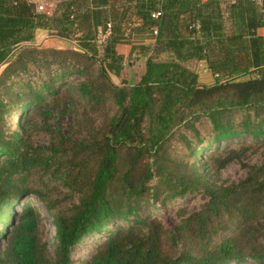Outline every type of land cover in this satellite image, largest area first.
<instances>
[{"label": "trees", "instance_id": "1", "mask_svg": "<svg viewBox=\"0 0 264 264\" xmlns=\"http://www.w3.org/2000/svg\"><path fill=\"white\" fill-rule=\"evenodd\" d=\"M151 26L138 81H114L117 45ZM259 27L250 0H60L50 14L0 0V264H264V159H241L264 150ZM39 28L74 46L35 43ZM231 161L237 181L222 177ZM187 193L199 207L167 228L155 208Z\"/></svg>", "mask_w": 264, "mask_h": 264}, {"label": "rangeland", "instance_id": "2", "mask_svg": "<svg viewBox=\"0 0 264 264\" xmlns=\"http://www.w3.org/2000/svg\"><path fill=\"white\" fill-rule=\"evenodd\" d=\"M41 11H45L43 8ZM153 37V35L150 33L148 29H136L132 32V36L130 37L135 47L129 48L127 47H120V51L126 50L124 53L126 55V60H124V66L121 72L120 78H112L114 81L118 82L119 79L126 80L130 83H135L138 81L140 75L143 72L144 69V60L147 56L148 51L144 50L141 51L137 45H146L151 46L152 42H150V39ZM142 43V44H141ZM44 47H47L45 45H42ZM129 51V52H128ZM129 64V65H128ZM195 69V66H193ZM197 70H199L197 66ZM203 73V72H202ZM34 73L31 72L30 76H33ZM23 114V111L19 113V116ZM13 119H15L16 114H14ZM64 123L68 121V117L64 116L63 118ZM44 139L43 133H37L36 134V140L42 141ZM172 148V147H171ZM176 151L177 149L172 148L169 150V153L172 155L173 159H176ZM208 151V150H206ZM242 161L244 163L254 164L259 163L264 159V150H258L256 152H247L244 153L241 157ZM246 170L241 167L239 161H231L229 162L226 167L222 170V177L228 180H234L237 181L240 178H242L245 175ZM202 198L199 193H187L183 198L179 199L178 201H174L172 203H166L165 205H160L158 208H155L163 223L166 225L167 228H171L174 224L177 223V218L175 216V210L177 207H183L186 211H190L193 209H197L199 207V204L201 203ZM38 207L42 209V206L38 204ZM42 215L45 220V224L48 229V236L53 235L54 229L51 226V223L49 221L48 215L45 212L44 209H42ZM102 238V236L100 237ZM94 238L88 237L86 240L82 243L77 244L72 249V259L73 261H77L80 257H85L90 251L94 243ZM241 264H255L253 260L248 259L244 261Z\"/></svg>", "mask_w": 264, "mask_h": 264}, {"label": "crops", "instance_id": "3", "mask_svg": "<svg viewBox=\"0 0 264 264\" xmlns=\"http://www.w3.org/2000/svg\"><path fill=\"white\" fill-rule=\"evenodd\" d=\"M29 1L33 2L35 5H37V4L42 5L43 8L45 9V11H43V12L50 14L54 10L57 2H59L60 0H29ZM109 1L113 2V3L120 2V0H109ZM86 6H88V1L84 5V7H86ZM257 33L261 36H264V27H259L257 29ZM131 36H132V33H130L129 37H131ZM130 40H131V38H130ZM150 42L153 43V37L150 39ZM35 43L45 45L47 47L59 48V49L71 48L74 46L72 42L65 40V39H62V38L55 37V36L51 35L48 30L40 29V28L36 29V31H35ZM120 47L129 48V45H125V44L117 45V51L120 52L124 56V58H125L124 60H126V55L124 52L126 50H129V49H125L124 51H120ZM197 66H198L199 70L201 69V71H199L200 81L204 82V83H212L214 81V78H213L212 73H210V71L206 67V63L201 61V62H199V64Z\"/></svg>", "mask_w": 264, "mask_h": 264}, {"label": "built area", "instance_id": "4", "mask_svg": "<svg viewBox=\"0 0 264 264\" xmlns=\"http://www.w3.org/2000/svg\"><path fill=\"white\" fill-rule=\"evenodd\" d=\"M233 1L234 0H229V2H233ZM250 1H252L255 5H257L259 7L260 11L264 14V0H250ZM36 9L38 11H41L43 9V6L40 4H37ZM157 14H158V12H154L151 14V16L156 17ZM194 26H195V28H197L198 24H195ZM110 28H111L110 22H107L103 28H98L97 33H96V39H97V44L99 46L104 41V39L109 35ZM149 31L154 37L157 34V27L151 26ZM215 76H217V75L215 74Z\"/></svg>", "mask_w": 264, "mask_h": 264}]
</instances>
